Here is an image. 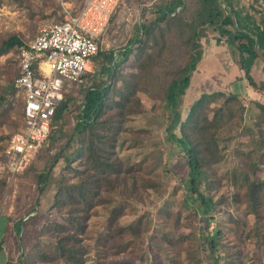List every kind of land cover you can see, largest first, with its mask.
<instances>
[{"label": "trees", "instance_id": "obj_1", "mask_svg": "<svg viewBox=\"0 0 264 264\" xmlns=\"http://www.w3.org/2000/svg\"><path fill=\"white\" fill-rule=\"evenodd\" d=\"M244 1L249 10L243 7ZM73 2L78 6L82 0ZM199 2L200 12L191 22L181 16L186 10V0H159L143 9L141 20L123 48L99 51L94 56L99 72L86 75L85 85L78 88L81 93L77 96L70 94L71 90L64 93L52 116L49 143L43 150L47 152L58 142L62 143L61 148L50 156H45L40 149L35 158L44 159L42 168L34 171L33 158L24 170L32 172V180L40 194L47 185H56L51 201L61 219L52 217L42 222L32 244L23 250L19 236L30 215L24 222L21 218H8L7 230L14 232V240L21 251L18 256L8 254L4 264H104L98 250L101 252L100 245L105 247L107 240L124 237L121 242L111 241L110 249L114 253L141 244L145 232L141 230L140 221L110 224L105 232L96 233L93 247L86 242L93 237L89 218L96 206L112 203L117 195L125 200L141 199L138 183H142V187L159 186L156 182L149 184L146 172L152 174L153 169L148 168L144 158L130 161L119 155L126 142L124 133L132 127L129 117L136 115L142 104L141 95L162 110L166 122L164 139L177 148V156L183 154L182 166L188 169L186 195L199 199L198 204L191 206L194 216H201L207 224L218 203L210 195H204L199 187L204 182L209 189L213 187L214 183L208 182L213 162H220L223 152L220 142L229 139L222 135L225 125L214 129L213 121L225 120L230 123V130L238 133L249 108L258 140L251 148L245 145L238 153L246 167L241 170V179L246 187L249 212L256 213L260 219L264 216V211L258 209V204L264 203V177L256 176L258 170L264 171L258 166L264 164V103L253 101L246 106L237 92L215 91L202 93L186 113L180 109V95L189 86L191 72L201 59V38L209 28L217 32L216 42L225 37L234 45L242 80L264 97V81L257 82L251 73L257 61L262 63L264 72V0H223L224 4L221 0ZM55 20H61V15ZM170 36L172 41H169ZM22 44L24 41L20 37L10 34L0 41V56ZM165 53L167 57L163 58ZM103 74L106 77L101 76ZM13 83L10 81L0 92V120L10 113V105L5 107V104L15 91ZM212 103L216 106L208 119L204 115ZM254 108L258 113H254ZM19 116L23 123L22 105ZM59 160L62 163L59 172L53 175L52 169ZM165 170L168 171L166 167ZM37 204L38 201L30 212L35 211ZM117 210L116 207L107 210L112 220L117 217ZM147 215L145 212L142 218ZM146 226L150 228V220ZM220 234V230H215L208 240L214 264H219L220 260L214 255ZM174 240H181V237L174 239L166 234L160 237L165 246H174Z\"/></svg>", "mask_w": 264, "mask_h": 264}, {"label": "rangeland", "instance_id": "obj_2", "mask_svg": "<svg viewBox=\"0 0 264 264\" xmlns=\"http://www.w3.org/2000/svg\"><path fill=\"white\" fill-rule=\"evenodd\" d=\"M158 1L148 0L145 4L151 7ZM186 4V10L181 16L186 22H191L200 12L201 5L199 0H186ZM141 5L131 0L116 10L99 42L100 52L118 51L125 46L142 10L149 8L143 6L141 9ZM242 5L249 10L248 3L244 1ZM59 16L57 0H0V41L10 34H16L24 43H27L36 36L43 21L55 20ZM171 36L169 41H172ZM216 36L217 32L209 28L201 38L203 44L201 59L191 72L189 86L180 95V109L183 114L204 92L222 91L228 94L233 91L237 92L239 99L246 106L253 101L264 103V97L253 91L242 80V71L236 61L234 45L230 44L225 37L216 42ZM17 54L16 47L0 56V92L16 77ZM166 57L165 53L163 58ZM95 64L93 61L94 71L98 74L99 66ZM126 69L129 70L128 67ZM251 73L257 82L264 81L261 62L255 63ZM101 76L106 77L105 74ZM80 93L81 89L71 88L70 94L73 96ZM140 98L142 104L138 107L137 114L129 117V126L132 127L124 133L123 138L126 142L119 150V155L130 161H139L144 158L148 168L153 169L152 174L146 172L150 179L149 184L156 182L159 186L149 188L142 187V183H138L140 185L137 191L141 199L131 197L125 200L117 195L112 203L96 206L89 218L93 237L86 242L93 247L96 233L105 232L104 230H107L110 224L126 225L132 221H140L141 230L145 232L141 244L114 253L110 249L111 241L121 242L124 237H113L107 240L105 247L100 245L101 252L98 250V256H103L101 260L104 264H214L208 240L215 230H220L221 234L217 239L218 244L214 252V255L220 258L219 264H264V216L260 219L256 213L248 210L245 199L246 187L241 179V170L246 167L243 166V160L238 154L245 145L251 148L258 140L257 131L252 126L254 116L249 112V108L245 111L244 124L238 133L230 130L231 125L225 123V120H223L224 124L222 121L218 123L213 121L214 129L215 126L219 128L225 125L222 128V135L225 134L229 139L220 142L223 146L220 162H213V172L208 180L214 183L213 187L209 189V185L205 182L199 187L204 195H210L213 201L218 203L211 213L212 220L207 224L201 216H194L195 210L191 206L198 204L199 199H192L189 194L186 195L188 169L182 166L183 154L180 153L177 156L175 154L177 148L164 139L166 122L162 110L156 104L154 106L145 95H141ZM7 105H10V113L0 120V152L8 137L20 128L22 123L19 116L22 98L17 96L15 91L7 97L5 107ZM215 106L214 103L207 106L204 115L206 118H211ZM253 111L258 113L257 108ZM48 143L47 139L41 148L45 156L53 155L62 146V143L58 142L46 152V149H43ZM34 160V163H32L33 160L30 163L37 172L44 165V159L35 158ZM61 164L59 160L53 167V175L59 172ZM258 166L264 168V164ZM1 168L0 163V214H8L14 220L21 218L23 222L30 215L19 236L22 237V248L26 250L34 241L42 222L52 217L61 219L51 201L56 185L53 183L47 185L40 194L39 191L37 192L35 181L32 180V172L24 171L23 173L22 171L23 174L20 173L7 181ZM256 176L264 177V171L258 170ZM37 201V209L30 212L32 205H35ZM111 207L118 209L114 220L107 214V210ZM258 209L264 211V203L258 204ZM145 212L148 215L142 218ZM148 220H150V228L147 227L148 223L146 226ZM164 234L174 239L181 237V240H174V246L169 244L165 246L160 242V237ZM14 236V232H10L7 235V241L3 239L2 242L3 244L6 242L8 254L18 256L21 250L17 247ZM2 251H4L3 248ZM2 251H0V257L3 256Z\"/></svg>", "mask_w": 264, "mask_h": 264}, {"label": "built area", "instance_id": "obj_3", "mask_svg": "<svg viewBox=\"0 0 264 264\" xmlns=\"http://www.w3.org/2000/svg\"><path fill=\"white\" fill-rule=\"evenodd\" d=\"M61 20H45L36 36L17 47L14 90L22 98V127L0 152L9 181L22 173L47 141L52 116L64 93L86 83L111 18L124 0H57ZM141 20L139 16L137 22Z\"/></svg>", "mask_w": 264, "mask_h": 264}, {"label": "crops", "instance_id": "obj_4", "mask_svg": "<svg viewBox=\"0 0 264 264\" xmlns=\"http://www.w3.org/2000/svg\"><path fill=\"white\" fill-rule=\"evenodd\" d=\"M128 1H131V0H124V2H123V4L122 5H126L127 4V2ZM132 1H134L135 3H138V4H142L141 5V9H142V7L143 6H145V7H150L149 5L147 6L146 4H145V2H148V0H132ZM121 5V6H122ZM120 6V7H121ZM119 7V8H120ZM120 10V9H119ZM140 15V14H139ZM203 60V59H202ZM201 60V61H202ZM8 218H10L9 217V215L7 214V215H4V214H0V242L3 240V239H6L7 238V235L10 233L9 232V230H7V226H8V224H9V221H10V219H8ZM13 232V231H12ZM6 241H7V239H6ZM6 242L2 245V248H3V250L4 251H2V248H0V251H2V254H3V256L2 257H0V264H4L5 263V261H6V258H7V256H8V249L6 250ZM2 258V259H1Z\"/></svg>", "mask_w": 264, "mask_h": 264}, {"label": "water", "instance_id": "obj_5", "mask_svg": "<svg viewBox=\"0 0 264 264\" xmlns=\"http://www.w3.org/2000/svg\"><path fill=\"white\" fill-rule=\"evenodd\" d=\"M222 2H223V0H221ZM223 4H224V2H223ZM36 209H37V207H36Z\"/></svg>", "mask_w": 264, "mask_h": 264}]
</instances>
